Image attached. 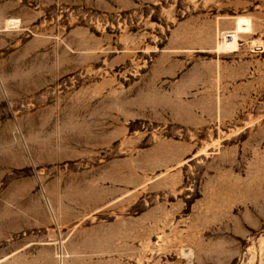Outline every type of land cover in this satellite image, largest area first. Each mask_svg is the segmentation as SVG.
I'll return each instance as SVG.
<instances>
[{"label":"rangeland","instance_id":"1","mask_svg":"<svg viewBox=\"0 0 264 264\" xmlns=\"http://www.w3.org/2000/svg\"><path fill=\"white\" fill-rule=\"evenodd\" d=\"M0 264H264V0H0Z\"/></svg>","mask_w":264,"mask_h":264}]
</instances>
